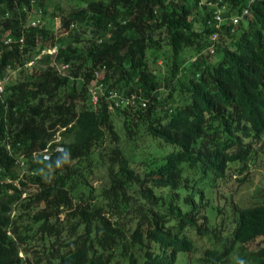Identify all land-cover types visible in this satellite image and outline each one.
Returning <instances> with one entry per match:
<instances>
[{
	"label": "trees",
	"instance_id": "1",
	"mask_svg": "<svg viewBox=\"0 0 264 264\" xmlns=\"http://www.w3.org/2000/svg\"><path fill=\"white\" fill-rule=\"evenodd\" d=\"M0 84V264H264V0H0Z\"/></svg>",
	"mask_w": 264,
	"mask_h": 264
},
{
	"label": "rangeland",
	"instance_id": "2",
	"mask_svg": "<svg viewBox=\"0 0 264 264\" xmlns=\"http://www.w3.org/2000/svg\"><path fill=\"white\" fill-rule=\"evenodd\" d=\"M55 29L58 27L59 22L58 20H54L51 24ZM160 62H158V64L154 65V69H156V71L160 70L158 67L160 66ZM263 140H264V135H263ZM260 158V159H259ZM259 158H257L258 162H257V166H253L250 168V175H249V181L246 183V185H244L242 187V190L240 192V197L239 200H235V202H240L242 198L249 196L250 194L248 193L249 191H253L256 187H260V182L262 180L261 175L263 176L264 174V165H260L262 162L264 163V155L262 154ZM23 163V162H22ZM250 178L252 179V181H250ZM234 180V179H233ZM241 186V184H238L237 182L234 181H230V184L228 185L229 187H233L237 189ZM236 198H238V195L235 196Z\"/></svg>",
	"mask_w": 264,
	"mask_h": 264
},
{
	"label": "built area",
	"instance_id": "3",
	"mask_svg": "<svg viewBox=\"0 0 264 264\" xmlns=\"http://www.w3.org/2000/svg\"><path fill=\"white\" fill-rule=\"evenodd\" d=\"M220 18L218 17V15H216V20H219ZM233 23L234 24H237L238 23V19L236 18V19H233ZM55 51H56V48H53V49H49V50H47L46 52L48 53V54H53V53H55ZM32 64V63H31ZM0 93H2V87H1V84H0ZM113 96L114 97H116V94H113ZM96 101H97V96L96 95H93V102L94 103H96ZM59 150H62V149H59ZM46 159H47V157H45Z\"/></svg>",
	"mask_w": 264,
	"mask_h": 264
},
{
	"label": "clouds",
	"instance_id": "4",
	"mask_svg": "<svg viewBox=\"0 0 264 264\" xmlns=\"http://www.w3.org/2000/svg\"><path fill=\"white\" fill-rule=\"evenodd\" d=\"M69 159H70V153L66 151V152L63 154L62 160H63L64 162H67ZM241 264H242V262H241Z\"/></svg>",
	"mask_w": 264,
	"mask_h": 264
}]
</instances>
